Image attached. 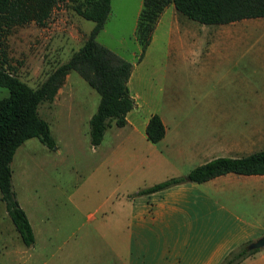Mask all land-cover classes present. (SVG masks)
<instances>
[{
  "label": "crops",
  "instance_id": "crops-1",
  "mask_svg": "<svg viewBox=\"0 0 264 264\" xmlns=\"http://www.w3.org/2000/svg\"><path fill=\"white\" fill-rule=\"evenodd\" d=\"M115 4L121 6L123 3L115 0ZM141 5L142 0H131L128 5L132 22L129 32L134 41L135 22ZM112 7L113 0H110L105 23ZM189 20L172 4L163 8L143 56L131 63L127 87L134 104L125 115V124L121 127L111 124L95 146L100 147L102 143L110 146L104 159H113L119 164L114 165L115 171L137 170L136 175L141 178L138 184L131 185L128 176H121L119 191L110 198L108 206L104 207L106 210L97 220L99 234L105 240L104 252L114 254L107 264H219L229 250L264 235L263 174L228 172L200 183L183 182L154 192L137 193L213 158L241 157L257 151L254 146L264 144V107L219 104L216 92L205 93L198 89L189 90L190 97L180 89L167 90L164 106L155 110L149 109L148 103L141 99L140 88L144 85L146 90L149 89L146 70L149 49L155 43L157 31L168 55L163 61L165 70L173 74L187 72L195 80H202L206 75L217 80H241L248 70V59L212 54L218 41L211 34H230L231 31L223 28L213 29L210 33L207 30L210 28L195 26ZM104 25L96 35L97 41ZM203 42L207 46L203 47ZM222 43L225 46L229 42ZM240 46V42L231 43L232 49ZM186 48L187 56H175ZM203 53L208 54L203 56ZM170 54L175 55L169 57ZM68 76L69 73L65 80ZM63 86L64 83L57 89L52 102L58 100ZM65 93L71 95L69 90ZM86 95H89V101ZM97 102L92 92L85 90V97L73 108L77 107L88 123ZM67 107V110L73 109ZM153 113L164 126L163 137L154 143L146 139L144 132ZM233 113L263 114V117L262 120L258 115L252 119L243 115L230 117L233 119L230 121H235L233 124L228 116ZM136 141L141 145L139 150L132 146ZM122 144L131 145L128 153L117 152ZM240 264H264V248Z\"/></svg>",
  "mask_w": 264,
  "mask_h": 264
},
{
  "label": "rangeland",
  "instance_id": "rangeland-1",
  "mask_svg": "<svg viewBox=\"0 0 264 264\" xmlns=\"http://www.w3.org/2000/svg\"><path fill=\"white\" fill-rule=\"evenodd\" d=\"M130 2L122 0L123 4L116 6L113 0L112 12L98 41L134 63L139 47L129 32L132 25L128 7ZM189 22L210 28L207 29L210 33L213 29L223 28L231 31L230 34H211L218 41L217 49L212 54L248 59V70L242 74L241 80H217L209 75L195 80L187 72L173 74L165 70L163 61L168 55L163 47V38L157 31L155 43L149 49V66L146 70L149 73V89L146 90L144 85L140 88L141 99L148 103L149 109L162 108L166 98L164 93L171 89H180L187 97H190L188 91L192 89L205 93L214 91L218 94L219 104L264 107V18L225 24ZM92 25V21L81 18L68 6L59 5L52 10L44 26L30 22L12 27L0 37V49L15 67L18 78L36 87L47 73L65 62L79 47ZM233 41L240 42L242 46L232 49ZM222 42L229 43L224 46ZM205 46L207 44L203 42ZM186 51L188 48L169 57L187 56ZM202 55L206 56L204 53ZM68 73L58 100L41 103L37 109L38 115L48 123L55 148L48 149L32 137L19 145L13 154L10 163L11 185L32 228L34 241L30 246L21 242L0 200V264H107L114 254L104 252L105 240L99 234L97 220L106 210L110 198H114L119 191L121 176H128L131 185L141 181L136 175L137 170L115 171L114 165L119 164L113 159H104L106 151L111 149L109 145L102 143L100 147L92 148L84 114H79L77 107H73L85 97V90H90L97 99L98 94L76 72ZM162 88L166 90L162 92ZM67 90L70 96L66 95ZM5 96L6 88L0 87V98ZM86 99L90 100L89 95H86ZM66 106L73 109L67 110ZM242 115L249 119L255 115L260 120L263 117V114H228L229 118ZM104 137L106 139L107 135ZM132 146H136L137 150L141 147L137 141ZM130 147L129 144H122L117 152L128 153ZM254 147L256 150L259 147L262 149L264 144ZM92 215L93 220L90 219Z\"/></svg>",
  "mask_w": 264,
  "mask_h": 264
},
{
  "label": "trees",
  "instance_id": "trees-1",
  "mask_svg": "<svg viewBox=\"0 0 264 264\" xmlns=\"http://www.w3.org/2000/svg\"><path fill=\"white\" fill-rule=\"evenodd\" d=\"M172 4L186 18L201 24H225L242 19L264 18V0H142L134 37L139 44V60L150 42L151 35L163 8ZM68 6L77 15L92 21L83 42L68 59L55 66L36 86L20 80L16 70L0 49V87L7 96L0 98V200L21 242L30 246L34 235L24 210L19 206L11 185L10 163L16 148L35 137L48 149L55 148L48 123L38 115L41 103H50L68 72H76L98 94L95 111L88 119V138L97 146L111 124L121 127L125 115L133 107L127 81L132 64L96 40L110 11V0H0V37L14 26L33 22L44 26L56 6ZM150 142L159 141L164 126L155 113L145 125ZM228 172L264 175V148L241 157H216L194 166L186 173L166 178L138 194L158 191L183 182L200 183ZM247 242L229 250L219 264H240L258 249L246 250Z\"/></svg>",
  "mask_w": 264,
  "mask_h": 264
},
{
  "label": "water",
  "instance_id": "water-1",
  "mask_svg": "<svg viewBox=\"0 0 264 264\" xmlns=\"http://www.w3.org/2000/svg\"><path fill=\"white\" fill-rule=\"evenodd\" d=\"M246 250H254V249H261L264 248V235L256 238L255 240H252L248 242L245 245Z\"/></svg>",
  "mask_w": 264,
  "mask_h": 264
}]
</instances>
